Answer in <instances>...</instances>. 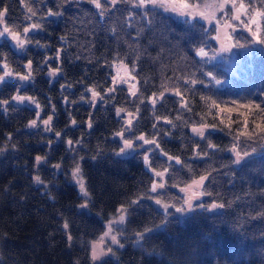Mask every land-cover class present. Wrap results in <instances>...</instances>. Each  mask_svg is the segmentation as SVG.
I'll return each mask as SVG.
<instances>
[{
    "label": "trees",
    "instance_id": "obj_1",
    "mask_svg": "<svg viewBox=\"0 0 264 264\" xmlns=\"http://www.w3.org/2000/svg\"><path fill=\"white\" fill-rule=\"evenodd\" d=\"M101 4L0 0L4 27L22 32L42 25L22 36L30 41L23 48L0 37V66L6 62L13 73L0 84V101H8L0 108V264H264V134L241 135L245 115L247 131L254 120L264 123L258 110L245 107L264 108V44L247 49L252 37L237 27L238 58L230 69L223 60L197 55L217 47L214 25L199 17L179 19L135 0ZM28 8L36 13L31 19ZM29 60L32 77L20 81L16 74H27ZM121 61L136 78V96L125 84H113L112 66ZM57 67L61 71L49 75ZM93 88L103 99L92 101ZM15 95L33 97L40 109ZM118 109L135 117L128 131ZM37 111L38 126L29 127ZM48 116L51 131L41 122ZM201 125L209 126L204 137L192 131ZM122 131L123 137L116 135ZM141 135L156 144L144 145ZM125 139L134 141L133 151H120ZM37 156L44 158L40 164ZM77 165L87 196L72 180ZM37 175L42 183L34 181ZM201 176H207L204 194L193 210L177 212L184 204L178 188ZM153 183L164 187L154 192ZM212 204L223 207L208 210ZM121 206L127 211L115 226L120 243L93 261L92 240ZM145 229L151 231L138 241Z\"/></svg>",
    "mask_w": 264,
    "mask_h": 264
},
{
    "label": "snow or ice",
    "instance_id": "obj_2",
    "mask_svg": "<svg viewBox=\"0 0 264 264\" xmlns=\"http://www.w3.org/2000/svg\"><path fill=\"white\" fill-rule=\"evenodd\" d=\"M92 4L95 5L97 9L102 8L101 0H90ZM117 0H111V3L115 5ZM260 7L258 8L256 6V3L254 0H212L211 3H208L207 0H192L190 3L189 0H138V6L140 7H145L146 5H153V6H160L164 7L165 10H171L173 12H178L181 15H186L189 17H192L193 19L199 17L200 19L206 20L211 24L213 21H215V30L217 32V39H221L222 37L226 39L227 41H232L233 40V35L232 33L235 32L237 27L245 29L247 32L251 34L253 37L254 42L264 44V35H262V29H261V24L260 20L261 18H264V0H258ZM28 12L30 15L28 16V19H31L32 16H35L36 13L33 11L32 8H28ZM219 12L221 13L220 17L218 18L216 13ZM103 11H101V15H103ZM4 13L0 12V17H3ZM48 15H59V13L52 12L49 10ZM254 26V27H253ZM42 25L40 23H34L31 24L29 27L23 28L22 32L18 31H13L9 27L5 26L3 27V30L0 31V37H3L5 35H8L11 37L13 41L16 42V46L19 48H23L25 46L26 41L25 39H22V36H25L27 33H29L33 29H39L41 28ZM239 46V45H237ZM222 50H227L222 47ZM197 55L204 57L207 56L208 53L204 51L203 48L197 50ZM49 58H45V62H47ZM57 59H59V52H57ZM0 60H3V57L0 56ZM28 71L27 74L20 75L17 73L16 75L18 76L20 81H29L32 77V62L29 60L28 64L25 66ZM117 67V75L112 77V81L114 85L120 84V83H129V80L134 81L136 78L135 76L131 75V72L128 70V66L123 64L121 61ZM133 66V70H134ZM121 69H123L124 76H121ZM0 71H3V75H0V84H3L6 82V78L11 77L13 75L12 71L9 69L8 64L5 62L3 63L2 66H0ZM61 69L59 67L55 69H51L49 72V75H56L58 72H60ZM127 77V79L125 78ZM194 83V81H193ZM116 89L115 87L107 89L108 92H114ZM89 91L92 92V101L94 102L98 97L100 99H103L101 94L97 92L94 88L89 89ZM128 91L131 93V95L136 96L137 94V87L135 83H129V89ZM165 91H169V89H165ZM176 95L181 96L182 94L180 91L177 89L176 90ZM163 98V92L160 93L159 97L154 96L151 98V102L153 105L157 102L158 99ZM13 100L23 102L25 100L31 101L32 103L36 104V108L40 109L39 103L35 101L33 97L29 96H22V95H15L12 97ZM8 101L3 100L0 101V108H3L4 105H7ZM53 106V110H54ZM181 107L187 108V104L181 99ZM246 108H248L251 112V110L255 109L258 110L261 119L264 120V108H261L259 104L255 105H245ZM6 110V109H5ZM42 111V109H41ZM125 111L124 109H118L117 110V115H119L121 112ZM231 111V110H230ZM129 118L126 120V125L130 128L132 126V121L135 118L132 113H129ZM36 119H33L29 121V127H37V121L40 119V111L36 112ZM52 116H48L46 120L41 121L42 124L45 126V131H51V123H52ZM159 119V117H158ZM168 123H171V121H167ZM73 124L76 123L75 120L72 121ZM244 131L241 132V135L247 136L249 138H252L257 134V132L264 134V123L256 124L255 120L253 123L255 124V128L253 131H247L248 128V119L247 115H245L244 118ZM230 126V124H229ZM89 127H91V122L89 121ZM155 127V125H154ZM209 127L208 125H201L200 127H193L192 131L196 133L197 135L204 137L205 135V128ZM214 127V126H212ZM57 136H60V133H56ZM116 135H119L123 137V131L116 133ZM10 138V137H9ZM239 136L236 137L237 140H239ZM261 138H264V136H261ZM137 139L144 141L145 144H156L155 139L152 140H147L143 135L137 137ZM69 145L72 144V141H68ZM133 147V141L125 139L124 140V147L120 149L121 152H124L126 149L132 148ZM157 147L159 145L157 144ZM209 148H214L215 145L209 144ZM236 145H233V151H236ZM164 155H167L165 153ZM199 155V153H197ZM207 155V153H205ZM244 155H248L247 152L244 153ZM236 156L237 160L241 158V154L239 151H236ZM36 163L40 164L44 158L41 156H37L36 158ZM169 159H176L177 163H180L178 158H172L169 157ZM145 163L148 164V157H144ZM54 167L59 168L60 165H54ZM155 171V170H153ZM167 171V169H165ZM73 177L77 178V183L80 186V191L81 193L84 194V196H87V190L85 188L84 184V179L83 176L81 175V169L79 165H77L73 169ZM157 176H163V172H156L155 173ZM207 179V176H201L198 181H193V184L189 186V188H192L195 186L197 189L203 185L204 180ZM34 181L36 183H42L41 177L39 175L34 177ZM163 188L164 185L162 183L157 184L153 183L152 185V191H156L157 188ZM204 193L202 192H195L193 193L192 196H189L187 200H185V205L186 207H180L177 208L176 211L183 213L187 211L193 210V204L192 200L197 198L199 195H203ZM158 204L161 203V201L157 200L156 201ZM133 203H136V201H133ZM82 207H85V205H81ZM165 209H167L168 205H164ZM198 207H203V205H198ZM211 208H217V207H223V205H217V204H212L210 206ZM127 209L121 206V208L117 209V212L120 213L118 219V222L123 223L125 220V213ZM112 224L113 221H109L108 223V231H106L103 235L104 236H111V240L113 244H119V240L117 239L116 235H112ZM69 226L67 222L64 224V228L67 229ZM151 229H145L144 233H137V240H143L144 234L147 232H150ZM68 240L71 242L72 236L69 234L68 235ZM100 243H103V237H101ZM123 247V245H120ZM99 244L94 242L92 245V252H91V258L93 261H96L100 258V256L106 255L107 253H104L102 250L98 251ZM111 248L108 249V252H111Z\"/></svg>",
    "mask_w": 264,
    "mask_h": 264
},
{
    "label": "rangeland",
    "instance_id": "obj_3",
    "mask_svg": "<svg viewBox=\"0 0 264 264\" xmlns=\"http://www.w3.org/2000/svg\"><path fill=\"white\" fill-rule=\"evenodd\" d=\"M207 2L208 3H211L212 2V0H207ZM135 5H138V0H135ZM160 7V6H159ZM161 8H163V9H165L164 7H161ZM167 11H170V13H172L174 16H176L177 18H179V19H183V18H185V17H189V16H186V15H181V14H179L178 12H173V11H171V10H167ZM216 15H217V17L219 18L220 17V15H221V13H219V12H217L216 13ZM203 20V19H202ZM207 25H214V35H213V37H214V40L216 41V45H217V47L216 48H213V51H210V52H208L207 50H205L204 49V51L205 52H207L208 53V55H207V57H209V58H211V59H213V60H223L224 62H226L227 64H228V66H229V68L231 69V68H233L234 66H235V63H236V60H237V51H239V49L238 48H236V47H234V45H233V43H232V41H227L226 39H224L223 37L221 38V39H217L216 37H217V32H216V30H215V27H216V25H215V21H213L211 24H209V22L208 21H206V20H203ZM261 22V21H260ZM261 24V23H260ZM3 27H4V25L2 24V22L0 21V31H2L3 30ZM254 27V26H253ZM245 30V29H244ZM246 31V30H245ZM248 34L251 36V34L248 32ZM5 36H7V37H9V38H11L10 36H8V35H5ZM252 37V36H251ZM13 41V40H12ZM14 42V44L16 45V42L15 41H13ZM251 46H247L246 48L247 49H249V48H251V47H255V46H261L260 45V43H257V42H254V40H253V37H252V41H251ZM17 47V46H16ZM222 47L223 48H225V49H227V50H222ZM238 49V50H237ZM120 62H117V63H115L113 66H112V69H113V73H112V77L113 76H116L117 75V67H116V65H118ZM128 70H129V68H128ZM130 71V70H129ZM131 72V71H130ZM121 76H124L125 74H124V72H123V69H121ZM132 75V74H131ZM126 79H127V77H125ZM129 83H135L136 84V81L134 80V81H132V80H129ZM129 83H120V84H125L127 87H128V89H129ZM129 113L127 112V113H121V115H123V119H124V125L126 126V128H127V131H128V126L126 125V120L129 118V115H128ZM120 115V114H119ZM137 140H139V139H137ZM143 142V144L144 145H147V144H145L144 143V141H142L141 140V143ZM123 147H124V141H123ZM134 148H135V143H134V141H133V147L132 148H129V149H126L124 152H122V153H125V152H130V151H133L134 150ZM73 173V172H72ZM200 179V178H199ZM199 179H195V180H193V181H198ZM72 180L78 185V190H79V192L81 193V191H80V186H79V184L77 183V178H74L73 177V174H72ZM193 181L192 182H190L188 185H186V186H184V187H180V188H178V190L183 194V196H184V202H185V200H187L188 198H189V196H192L193 195V193H195V192H197V191H199V192H201V187H199L198 189L195 187V186H193L192 188H189V186L190 185H192L193 184ZM82 194V193H81ZM201 198V195H199L197 198H195V199H193L192 200V204H194L196 201L198 202L199 201V199ZM82 205V204H81ZM79 206V207H82V206ZM156 205H159V207H163L160 203L158 204V203H156ZM211 206V205H210ZM210 206H206L207 208H208V210H212V209H215V208H211ZM182 207H186V205H185V203L183 204V206ZM188 212V211H187ZM180 213V212H179ZM184 213H186V212H183V213H181V214H184ZM119 215H120V213L119 212H117L116 211V213L109 219V220H107L106 221V223H105V230L102 232V233H100L95 239H93L92 240V242H91V247H90V255H91V252H92V245H93V243L94 242H96V243H98L99 244V248H98V251H100V250H102L104 253H107L106 255H101L100 256V258L98 259V260H100V259H102L103 257H105V256H109L110 254H111V252H108V249L109 248H111L112 247V245H116V244H113L112 243V240H111V236H104L103 234L106 232V231H108V223H109V221H113V224H112V235H116V237H117V234H116V231H115V226L116 225H119V224H121L120 222H118V217H119ZM101 237H103V243H100V241H101ZM117 239H118V237H117ZM98 260H96V261H98Z\"/></svg>",
    "mask_w": 264,
    "mask_h": 264
},
{
    "label": "water",
    "instance_id": "obj_4",
    "mask_svg": "<svg viewBox=\"0 0 264 264\" xmlns=\"http://www.w3.org/2000/svg\"><path fill=\"white\" fill-rule=\"evenodd\" d=\"M0 259H1V253H0Z\"/></svg>",
    "mask_w": 264,
    "mask_h": 264
}]
</instances>
